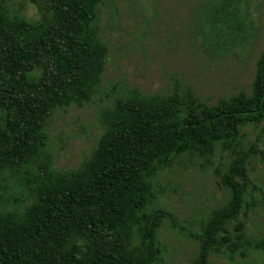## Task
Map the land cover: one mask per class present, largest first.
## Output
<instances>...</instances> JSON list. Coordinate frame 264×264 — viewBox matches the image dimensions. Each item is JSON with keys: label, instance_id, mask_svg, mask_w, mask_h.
Masks as SVG:
<instances>
[{"label": "trees", "instance_id": "trees-1", "mask_svg": "<svg viewBox=\"0 0 264 264\" xmlns=\"http://www.w3.org/2000/svg\"><path fill=\"white\" fill-rule=\"evenodd\" d=\"M28 1L37 18L0 0V169L39 157L45 118L62 105L89 102L104 69L97 24L102 0ZM263 120L264 37L250 94L216 105L138 90L118 97L100 114L103 130L88 158L70 171L41 165L32 202L10 218L0 213V264H158V230L173 215L148 211L155 175L176 154L208 159L217 146L232 149L241 127ZM255 153L252 144L228 162L221 183L229 198L203 224L193 264H208L214 253L264 254V235L245 232L254 202L247 161Z\"/></svg>", "mask_w": 264, "mask_h": 264}, {"label": "rangeland", "instance_id": "rangeland-1", "mask_svg": "<svg viewBox=\"0 0 264 264\" xmlns=\"http://www.w3.org/2000/svg\"><path fill=\"white\" fill-rule=\"evenodd\" d=\"M7 3L28 18L38 17L28 0ZM230 4L225 15L218 13L221 5ZM97 12L98 35L106 46L98 90L89 102L62 105L45 118L39 157L0 169L2 214H20L32 202L44 173L41 165L70 171L91 155L103 130L100 114L118 97L138 90L184 104L196 99L216 105L238 92L251 93L264 37V0H102ZM252 144L256 153L247 161V172L254 202L245 232L254 238L264 235L263 120L241 127L232 149L217 146L208 159L191 151L176 154L155 175L156 196L148 211L160 208L173 215L158 230L163 247L158 264H193L203 224L229 198L221 183L226 166ZM208 264H264V254L214 253Z\"/></svg>", "mask_w": 264, "mask_h": 264}]
</instances>
